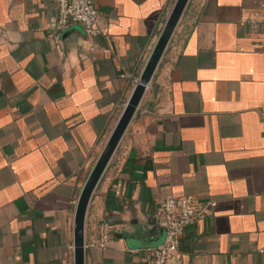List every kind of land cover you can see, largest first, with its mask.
<instances>
[{
	"label": "crops",
	"instance_id": "crops-1",
	"mask_svg": "<svg viewBox=\"0 0 264 264\" xmlns=\"http://www.w3.org/2000/svg\"><path fill=\"white\" fill-rule=\"evenodd\" d=\"M94 1L98 36L58 31L56 0H0V264H74L79 195L176 2ZM149 86L92 197L86 264H147L161 200L182 196L216 206L181 264H264V0H189Z\"/></svg>",
	"mask_w": 264,
	"mask_h": 264
},
{
	"label": "built area",
	"instance_id": "built-area-1",
	"mask_svg": "<svg viewBox=\"0 0 264 264\" xmlns=\"http://www.w3.org/2000/svg\"><path fill=\"white\" fill-rule=\"evenodd\" d=\"M56 28L66 31L74 25H81L89 36L102 32L101 15L94 0H56ZM215 202L202 203L191 196L167 197L161 200L158 209V225L165 232L164 242L151 248L147 264H181L179 247L187 226L204 221ZM111 238V227L103 222L98 229L97 244L106 248Z\"/></svg>",
	"mask_w": 264,
	"mask_h": 264
},
{
	"label": "water",
	"instance_id": "water-1",
	"mask_svg": "<svg viewBox=\"0 0 264 264\" xmlns=\"http://www.w3.org/2000/svg\"><path fill=\"white\" fill-rule=\"evenodd\" d=\"M189 0H176L171 14L145 64L137 85L123 112L100 152L79 195L76 206L73 236L74 264H86V221L92 197L112 161L129 125L138 112L147 88L163 58ZM162 230V229H161ZM165 239V232L162 230ZM164 240L162 241V243ZM161 243V244H162ZM157 247V246H155ZM151 247V248H155Z\"/></svg>",
	"mask_w": 264,
	"mask_h": 264
},
{
	"label": "rangeland",
	"instance_id": "rangeland-1",
	"mask_svg": "<svg viewBox=\"0 0 264 264\" xmlns=\"http://www.w3.org/2000/svg\"><path fill=\"white\" fill-rule=\"evenodd\" d=\"M140 76H141V75H140ZM140 76L137 77L136 80H135V82L133 83L135 86L137 85V83H138V81H139V79H140ZM149 87H150V86H149ZM149 87H148V88H149ZM148 88H147V90H148ZM146 93H147V91H146ZM145 96H146V94H145ZM145 96H144V98H145ZM144 98H143V99H144ZM123 109H124V108H123ZM122 112H123V111H122ZM122 112H121V114H122ZM121 114L119 115V118H120ZM119 118H117V120H115V123H114L113 128L115 127V125H116V123H117V121H118Z\"/></svg>",
	"mask_w": 264,
	"mask_h": 264
}]
</instances>
